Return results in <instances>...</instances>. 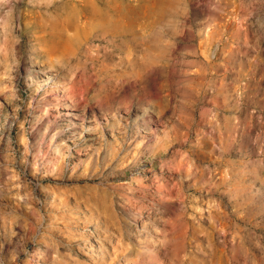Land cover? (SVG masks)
I'll return each instance as SVG.
<instances>
[{
    "label": "rangeland",
    "instance_id": "obj_1",
    "mask_svg": "<svg viewBox=\"0 0 264 264\" xmlns=\"http://www.w3.org/2000/svg\"><path fill=\"white\" fill-rule=\"evenodd\" d=\"M0 264H264V0H0Z\"/></svg>",
    "mask_w": 264,
    "mask_h": 264
}]
</instances>
